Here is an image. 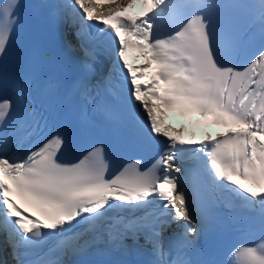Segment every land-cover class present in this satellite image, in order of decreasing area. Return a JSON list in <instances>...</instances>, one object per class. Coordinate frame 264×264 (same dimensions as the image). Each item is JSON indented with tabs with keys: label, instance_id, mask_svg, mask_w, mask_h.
<instances>
[{
	"label": "snow or ice",
	"instance_id": "snow-or-ice-1",
	"mask_svg": "<svg viewBox=\"0 0 264 264\" xmlns=\"http://www.w3.org/2000/svg\"><path fill=\"white\" fill-rule=\"evenodd\" d=\"M144 2L151 3L149 11L131 18L116 14L133 0L115 7L116 0H106L114 24H108L103 13L93 16L90 0L34 5L68 11L82 54L80 71L70 82L55 73L44 76L42 57L34 53L17 78L13 96L0 98V234L11 258L0 256V264H74V257L101 242L121 253L147 248L153 257L149 264H193L188 256L203 227L181 179L217 187L228 182L233 186L228 190L245 207L259 206L264 228V192L249 193L233 179L264 188V139L258 138L264 137V26L259 46L236 63V33L227 16L218 27L203 10L208 5L197 0ZM259 9L264 21V0H259ZM18 19L11 10L0 9V56L7 54ZM92 27L97 35L88 31ZM122 29L135 43L121 35ZM130 44L142 50L144 64L128 62ZM100 49L109 60L106 74L94 68ZM153 62L157 72L139 83ZM125 81L126 97L118 91ZM104 93H111L115 102L105 104ZM75 94L88 104L99 98L95 110L114 129L127 128L141 148L154 150L151 166L130 157L131 162L113 168L100 142L67 158L68 138L63 127L51 121L50 110ZM149 97L160 104H151ZM161 106L245 128L206 140L177 139L161 132L154 112ZM80 118L86 120L87 109ZM186 154L206 166L201 170L194 163L191 174L181 177L178 165ZM10 191L45 219L25 214L9 198ZM173 224L179 231L166 236ZM225 264H264V240L257 246L235 247Z\"/></svg>",
	"mask_w": 264,
	"mask_h": 264
}]
</instances>
